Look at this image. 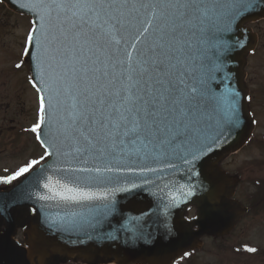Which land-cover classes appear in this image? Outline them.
Returning a JSON list of instances; mask_svg holds the SVG:
<instances>
[{
	"label": "snow or ice",
	"instance_id": "obj_1",
	"mask_svg": "<svg viewBox=\"0 0 264 264\" xmlns=\"http://www.w3.org/2000/svg\"><path fill=\"white\" fill-rule=\"evenodd\" d=\"M18 7L33 14L22 54L35 73L28 82L37 108L26 131L43 153L0 183L35 169L34 181L47 193L36 198L80 206L85 211L71 215L83 223L110 212L115 191L130 190L109 187L126 175L147 185L149 174L181 168L199 176V164L212 195L210 154L240 127L242 112L238 91L225 84L217 92L209 82L215 73L223 74L221 83L231 80L225 61L247 42L238 22L264 10V0H19ZM234 29L243 39L220 38ZM209 48L216 50L211 67L202 62ZM164 189L165 212L194 194L187 183ZM211 207L204 200L201 213Z\"/></svg>",
	"mask_w": 264,
	"mask_h": 264
},
{
	"label": "water",
	"instance_id": "obj_2",
	"mask_svg": "<svg viewBox=\"0 0 264 264\" xmlns=\"http://www.w3.org/2000/svg\"><path fill=\"white\" fill-rule=\"evenodd\" d=\"M6 1L13 9L31 14L33 19L32 13L18 7L19 0ZM263 16L264 10L257 9L238 22V29H247V42L244 48L237 47L232 51L225 61L231 80L221 83L223 74L215 73V79L209 82L217 92L222 91L225 84L238 91L242 112L240 127L232 130L210 154L217 173L215 183L211 185V196L207 194L209 180L199 164L194 169L201 172L199 176L181 168L176 172L149 174L147 178L152 183L147 185L138 176L126 175L109 187L130 190L115 191L109 197L112 210L98 215L89 223H83L79 217L71 215L85 211L80 206H66L62 201H40L36 198V192L47 193L35 183L34 169L10 186H0V226L3 225L0 232V264H57L68 259L89 263L172 264L184 252L199 247L202 235L217 237L226 234L246 212L247 206L231 196L239 175L228 173L221 166V161L247 142L255 125L252 123L255 119L249 100L245 99L249 95L245 82L247 54L257 42V34L248 22ZM238 29L221 33L220 38L229 43H234L237 37L243 39ZM206 55L207 59L202 62L211 67L216 50L209 48ZM23 57L31 64L30 57ZM34 74L31 72L30 76ZM39 167L36 166L37 169ZM157 176L161 178L157 179ZM133 183L139 187L131 188ZM186 183L194 186L193 196L165 212L167 189H161L165 184ZM204 200L212 205L207 214H202L200 210ZM101 203L106 201H94L91 206ZM191 205L196 211L193 216L187 217L186 212ZM193 217L199 220L198 224L191 222ZM53 220L55 223H52ZM19 226L23 228L24 244L15 238Z\"/></svg>",
	"mask_w": 264,
	"mask_h": 264
},
{
	"label": "rangeland",
	"instance_id": "obj_3",
	"mask_svg": "<svg viewBox=\"0 0 264 264\" xmlns=\"http://www.w3.org/2000/svg\"><path fill=\"white\" fill-rule=\"evenodd\" d=\"M30 20L0 0V176L43 153L34 134L26 131L35 122L37 108L28 63L21 58ZM255 28L260 41L246 69L256 125L251 139L223 160L224 167L241 174L236 196L249 210L226 237H204L202 247L177 264H264V18ZM21 61L22 67L15 68ZM245 245L257 251L249 253Z\"/></svg>",
	"mask_w": 264,
	"mask_h": 264
},
{
	"label": "flooded vegetation",
	"instance_id": "obj_4",
	"mask_svg": "<svg viewBox=\"0 0 264 264\" xmlns=\"http://www.w3.org/2000/svg\"><path fill=\"white\" fill-rule=\"evenodd\" d=\"M250 96H251V94H250ZM2 230L3 229H0V231H2ZM16 235H17L18 240H20V241L23 240V239H19V236L22 237V229L20 227L18 228ZM57 264H91V263H85V262H82L80 260H78V261H74V260H64V261H58ZM97 264H105V263H97Z\"/></svg>",
	"mask_w": 264,
	"mask_h": 264
}]
</instances>
